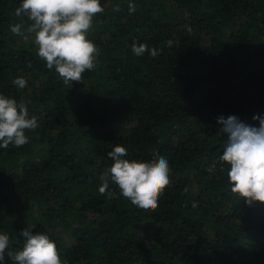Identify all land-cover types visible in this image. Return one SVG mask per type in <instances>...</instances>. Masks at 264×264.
I'll list each match as a JSON object with an SVG mask.
<instances>
[{
    "label": "trees",
    "instance_id": "trees-1",
    "mask_svg": "<svg viewBox=\"0 0 264 264\" xmlns=\"http://www.w3.org/2000/svg\"><path fill=\"white\" fill-rule=\"evenodd\" d=\"M20 3L0 0V94L24 103L38 127L27 144L0 148L10 250H22L27 228L65 264H264V204L231 193L227 164L206 170L227 142L218 118L254 127L264 118V0H100L87 33L96 67L72 85L37 55ZM133 42L159 54L137 56ZM20 76L24 89L12 83ZM117 144L129 161L168 160L155 210L115 184L111 198L99 193Z\"/></svg>",
    "mask_w": 264,
    "mask_h": 264
},
{
    "label": "clouds",
    "instance_id": "clouds-1",
    "mask_svg": "<svg viewBox=\"0 0 264 264\" xmlns=\"http://www.w3.org/2000/svg\"><path fill=\"white\" fill-rule=\"evenodd\" d=\"M128 7L129 14L135 12L134 3H129ZM113 10L119 11V6ZM103 11L100 0H21L15 14L31 21L27 31L34 34L37 55L46 62V67L54 68L65 85H72L81 82L86 70L96 67L98 49L87 38V33L93 17ZM21 28V24H16L10 30L15 35H23ZM172 44L169 40L168 46ZM131 47L137 56L145 52L152 57L159 54L147 44L133 42ZM12 83L20 89L27 86L23 76L13 79ZM253 119L259 121V127L241 122L235 116L218 118L217 124L227 142L218 161L206 169L211 173L217 163L227 164L230 191L248 206L256 202L264 204V118L254 116ZM37 127V118L29 116L24 103L18 104L15 99L0 94V148L6 149L9 145L19 148L27 144L26 130ZM107 155L113 163L100 176L99 193L111 198L114 193L109 191V186L115 184L132 205L144 211L155 210L159 197L170 184L168 160L156 155L150 162L129 161L124 158L127 149L119 144ZM20 236L24 241L22 250L12 251L9 235L0 233V264H5V256L14 264H65L56 244L46 234L26 228Z\"/></svg>",
    "mask_w": 264,
    "mask_h": 264
}]
</instances>
